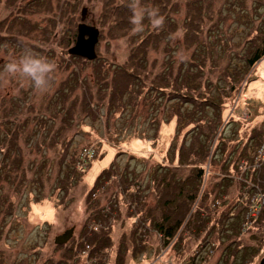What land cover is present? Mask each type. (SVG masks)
<instances>
[{"label": "rangeland", "instance_id": "374dc122", "mask_svg": "<svg viewBox=\"0 0 264 264\" xmlns=\"http://www.w3.org/2000/svg\"><path fill=\"white\" fill-rule=\"evenodd\" d=\"M122 1L0 0V133L14 134L9 160L21 162L25 172L10 174L9 182L0 177V264L65 263L77 250L86 256L77 245L88 231L83 227L90 213L86 197L113 162L128 178L104 182L92 197L98 201L94 212L106 210L95 221V231L109 229L112 239L106 264H241L243 248L249 249V264H259L264 204L253 197L259 189L252 195L243 191L251 187V160L264 161V59L252 69L246 66L264 30V0H140L163 18L167 14L169 24L154 28L145 17L144 29L135 34H147L146 28L160 37L176 31L163 40L166 49L163 43L137 53L138 59L146 58L145 68L137 70L140 78L129 81L130 90L121 97L120 88L111 87L113 77L136 60L130 34L119 35L111 19L123 11ZM84 9L85 23L100 33L97 58L90 62L68 53ZM25 50L53 64L47 90L38 91L28 79L4 70ZM176 75L182 95L175 86L156 90L157 82ZM212 102L221 105L219 132L227 141L216 140L213 158L203 166L208 175L200 192L208 197L200 204L197 198L189 212L179 210L189 224L166 242L150 228V217L145 220L150 209L153 215L161 211L151 173L163 162L172 178L180 165L170 161L171 146L188 147L198 135L192 126L177 134L178 115L193 111L199 117L205 108L207 119L213 118ZM257 126L263 127L259 133ZM84 150L92 151L87 163ZM259 175L256 171L254 181ZM132 181L139 182L140 192ZM129 195L139 200L132 202ZM45 204L52 207L50 217L34 209ZM144 208L145 215L140 213ZM70 228L69 242L56 245L55 238ZM85 263L91 264L86 258Z\"/></svg>", "mask_w": 264, "mask_h": 264}, {"label": "trees", "instance_id": "16d2710c", "mask_svg": "<svg viewBox=\"0 0 264 264\" xmlns=\"http://www.w3.org/2000/svg\"><path fill=\"white\" fill-rule=\"evenodd\" d=\"M119 2H121V0H119ZM122 2H126V5L124 6L123 11L122 12L116 11L115 15L112 16L111 19H113L112 20L113 23L114 21H116V26L115 25L114 26L117 29V33H119V35L124 37V36H127V34H130L128 35L129 39H132L134 43V47L131 53L136 58V60L131 61L129 65H125L123 68H121L120 76L116 74L113 77L115 82L112 80L111 87L114 91L119 87L120 91L123 92L121 94V97H123V95L130 90L129 88L130 85L128 84V82L129 81L136 82L135 79L140 78L141 74L137 72V70H144L145 68V66H143L142 63L145 62L146 58L143 57L141 59H138L137 53L147 54L148 50H151V48L156 49L157 47L160 46V44H163V43H165L164 49H166L167 45L169 44L166 42H163V40H165L167 36H170V34H172L173 31H176L175 28H171V30H173L172 32L167 31L164 37H160L159 32L157 34H153V30H149V28H146L145 30L149 32L147 34H144L143 36L145 37L147 36V38L143 37L142 35L139 36L138 33L137 34L133 33L132 31H130L131 25L129 21L124 22V20L129 17L128 13H130V10L127 6L128 0H123ZM117 8L119 9L120 7H118L117 5ZM112 22H109V24ZM168 24H169V17L166 14L165 17L163 18L162 25L168 28L167 26ZM119 26H122V27H119ZM182 27L185 31L184 33L186 35L189 34L188 28H186V22L183 23ZM193 31L194 30H192L191 32ZM260 31L263 33H258V34H261L259 37V40H256V44L254 45V51L252 52L249 59L246 61V66L249 69L254 68L255 65L260 60L264 59V30H260ZM190 36L193 37L192 34ZM75 41L76 40H73V46L75 44ZM87 62H90V61H87ZM129 69H132L133 71H130ZM178 83H179V78L176 75L175 78L174 79L171 78L170 81L164 79L160 82H157L155 88L156 90L160 92H166L172 86L178 87ZM119 84H121V86H119ZM181 89L182 88H179V87H178V90L177 88H175V90H177L176 91L177 95L178 94L182 95V93L180 92ZM231 90L232 91L236 90L235 86H231ZM189 98H193V97H189ZM190 102L192 103L193 99L190 100ZM210 106L215 107V113H216L213 116V118H210V119H207L208 115L204 113L205 108H202L200 109V111H198L202 113V115L199 117L196 116L193 111L186 115H181V113L179 112L180 114L178 115L177 118H178L179 124L181 125L178 128L179 133L177 134H180V132L183 129L189 126H192L190 131L197 130L198 131L197 138L193 137L188 147H186V145H183L178 149V151L175 147V144L171 146V149L168 154L171 157L170 161L172 160L171 162L172 164H174L175 160L177 159V162L180 165V168H178V170H175V172L172 174V178L170 177L168 173H166L169 169L167 168V166L164 165L163 162L158 164L159 166L153 169L154 171H152L151 173V176H152L151 183L155 182L156 191H158L159 194H157L156 192L155 193L157 195H160L158 196L159 200L156 199L157 197H155V199L158 200V202L160 203L161 211L159 215L158 214L153 215V212H154L153 210L150 209V212H147L148 209L144 208L145 212H142L141 210L140 213H144L145 215V213L147 212L145 220L147 221L148 218L150 217L149 218L150 228L153 231H155L157 234H159V236L164 238V241L166 242H169L172 239H174L176 234L182 228L183 223H186L185 215H181L179 213V210H181L182 207H185L183 211L185 213L186 211L189 212V210L191 209L189 208V205L192 206L195 202H197V198H199V204H200L203 199L208 197L207 192H206L207 195H202L200 192L201 191L200 187L204 183V177L208 175L206 169H204L203 166H205L208 160L210 163L211 159L213 158L211 149L214 146L216 140L218 139V141L221 143H224L227 141V139H224V137L219 132L222 126L221 125V112H220L221 105L215 102H212ZM259 128H261V126L260 127L257 126L254 128L255 133H259L258 131ZM13 135L14 134H11L8 130H6L5 133L3 131L0 133V177L5 175L2 179L5 180L6 182H9V180L12 181L14 179V178L13 179L10 178L11 177L10 174H13L15 177H17V175H19L18 173H20V170L22 169L21 162L15 161L14 158L13 160H9L11 148L13 150V154L15 153L14 151L15 144L12 145ZM218 135H219V138H217ZM86 153H88V156L85 160V162L87 163L90 160L89 156L90 154H92V151H86ZM62 160H61V163L63 165V162L66 161V159H62ZM244 161L246 160L244 159ZM251 161L253 163L250 167H248L249 177H251L252 179V180H249V184H251V187L248 185L247 191H243V192H248L249 194L252 195V192H254L255 189H259V191L256 194H254L253 197L255 198L258 196L259 202L262 206L263 201H264V182H263L264 181V161L258 162L257 164L254 163V160H251ZM248 163L249 162H247V165ZM74 164H76V162H74ZM75 167L79 169V167L77 166ZM83 168L84 166L82 167V170ZM22 170L25 175L24 169ZM186 171L188 172V174L185 176L184 173ZM256 171H259V174H261V176L259 175L260 179L254 181ZM125 174H126V171L119 173L118 167H116L115 163L113 162L108 169L102 170L101 173L97 176L93 187H91L92 189L89 191L86 197V204H88L87 209L89 210L90 213L83 227L88 231L86 232L83 238L84 240L81 238L82 242H80L81 239L78 240L77 242V245L78 243L82 244V249L85 253H87V255L82 256L81 254L82 251L77 250L76 252L73 253L74 256L70 258V261L67 258V260L64 261L65 263L61 261V263H57V264H74V263L86 264L85 258L86 260L90 261L91 264H106L105 259L108 256V253L106 252L109 251L112 245V239L109 236V229H106V230L101 229V230L95 231V229H98V226L96 225V223L98 222H95V221L99 220L101 216L103 217L102 214L106 213L105 212L106 210L105 208H103V209H99L98 211L94 212V209L98 207L97 206L98 204H96L98 203V201H96L97 199H92V197L95 191L101 185H103L104 182H108L114 177L120 178V182H121V180L124 179L125 177L128 178V176H126ZM66 181H67V178L61 181V183H64ZM134 181L128 182V183L133 184ZM138 184L139 182L138 183L136 182L133 185L135 186L136 191L140 192L141 188ZM171 188L175 190L171 191ZM128 189H129V184L126 190ZM126 190L122 189L121 193L124 192V195H126V192H127ZM64 191H66V189H64ZM0 192H1V188H0ZM174 192H177L174 194L175 196L172 194ZM258 193L259 194L262 193L263 196L259 195ZM129 197L132 202L139 200V199L135 200L134 196L129 195ZM186 201H187V204H186ZM243 203L244 202L239 203L241 207H243L242 206ZM139 204H141V201L138 203V205ZM142 207H146V204ZM207 209H209V207H206V209L204 210H207ZM220 223L222 224L221 220H220ZM186 224H189V222H187ZM105 228H107V226H105ZM259 251H260L259 249L256 250L255 254H257ZM248 257H249V249L243 248L241 250V260H242L241 264H249L251 261L247 259ZM117 261H119V259ZM119 264H123V262L121 261Z\"/></svg>", "mask_w": 264, "mask_h": 264}, {"label": "clouds", "instance_id": "9594fccd", "mask_svg": "<svg viewBox=\"0 0 264 264\" xmlns=\"http://www.w3.org/2000/svg\"><path fill=\"white\" fill-rule=\"evenodd\" d=\"M127 6L131 13L128 17L131 25L130 31L133 33L144 29L143 20L145 17L154 28L163 23V16L155 7H146L140 3V0H128ZM53 67L48 59L34 54L31 50H25L19 57L7 63L4 70L28 79L34 89L45 91L50 86V74Z\"/></svg>", "mask_w": 264, "mask_h": 264}, {"label": "water", "instance_id": "95a60500", "mask_svg": "<svg viewBox=\"0 0 264 264\" xmlns=\"http://www.w3.org/2000/svg\"><path fill=\"white\" fill-rule=\"evenodd\" d=\"M86 9L82 10L81 22L77 26V36L74 46L68 53L74 57L84 58L88 61H93L97 58L96 46L99 42V30L85 23ZM74 234V228L66 230L63 234L55 238L56 245H64L69 242ZM259 264H264V257Z\"/></svg>", "mask_w": 264, "mask_h": 264}, {"label": "bare ground", "instance_id": "6f19581e", "mask_svg": "<svg viewBox=\"0 0 264 264\" xmlns=\"http://www.w3.org/2000/svg\"><path fill=\"white\" fill-rule=\"evenodd\" d=\"M134 145H137V144L134 143ZM110 156H111V154H109L108 157H110ZM108 157H107V159H108ZM34 209H39L40 210V215H45V216L50 217L53 214L52 207L50 205H48V204L47 205L45 204V205L39 206V207L34 208Z\"/></svg>", "mask_w": 264, "mask_h": 264}, {"label": "built area", "instance_id": "2783aa9c", "mask_svg": "<svg viewBox=\"0 0 264 264\" xmlns=\"http://www.w3.org/2000/svg\"><path fill=\"white\" fill-rule=\"evenodd\" d=\"M263 204H264V201H263Z\"/></svg>", "mask_w": 264, "mask_h": 264}]
</instances>
